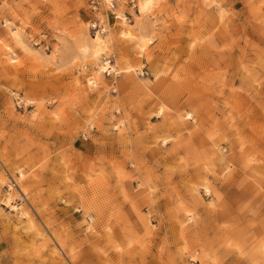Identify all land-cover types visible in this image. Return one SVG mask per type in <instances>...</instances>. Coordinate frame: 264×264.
Returning <instances> with one entry per match:
<instances>
[{
	"label": "rangeland",
	"instance_id": "obj_1",
	"mask_svg": "<svg viewBox=\"0 0 264 264\" xmlns=\"http://www.w3.org/2000/svg\"><path fill=\"white\" fill-rule=\"evenodd\" d=\"M140 2L0 0V264H264V0Z\"/></svg>",
	"mask_w": 264,
	"mask_h": 264
},
{
	"label": "bare ground",
	"instance_id": "obj_2",
	"mask_svg": "<svg viewBox=\"0 0 264 264\" xmlns=\"http://www.w3.org/2000/svg\"><path fill=\"white\" fill-rule=\"evenodd\" d=\"M154 2H155V0H141V2H140L141 12L148 11L150 9V7L154 4ZM93 42H94V47H95V50H94L95 51V57L97 58V57H99V55L102 53V50L104 49L103 39L99 35H97L96 37H93ZM142 48H144V47H142ZM93 78H95V77H93ZM90 82H91V84L94 83L92 78H90ZM10 201H11V199L8 200V203H10Z\"/></svg>",
	"mask_w": 264,
	"mask_h": 264
},
{
	"label": "built area",
	"instance_id": "obj_3",
	"mask_svg": "<svg viewBox=\"0 0 264 264\" xmlns=\"http://www.w3.org/2000/svg\"><path fill=\"white\" fill-rule=\"evenodd\" d=\"M133 1V0H132Z\"/></svg>",
	"mask_w": 264,
	"mask_h": 264
}]
</instances>
